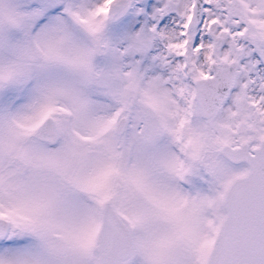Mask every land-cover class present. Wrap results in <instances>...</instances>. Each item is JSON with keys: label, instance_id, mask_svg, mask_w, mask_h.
Listing matches in <instances>:
<instances>
[{"label": "snow or ice", "instance_id": "snow-or-ice-1", "mask_svg": "<svg viewBox=\"0 0 264 264\" xmlns=\"http://www.w3.org/2000/svg\"><path fill=\"white\" fill-rule=\"evenodd\" d=\"M0 264H264V0H0Z\"/></svg>", "mask_w": 264, "mask_h": 264}]
</instances>
